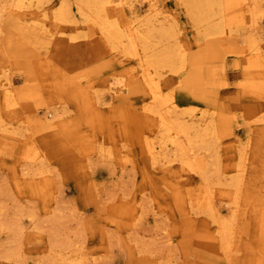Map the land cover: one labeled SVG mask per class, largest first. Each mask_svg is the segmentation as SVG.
Here are the masks:
<instances>
[{
  "label": "rangeland",
  "instance_id": "rangeland-1",
  "mask_svg": "<svg viewBox=\"0 0 264 264\" xmlns=\"http://www.w3.org/2000/svg\"><path fill=\"white\" fill-rule=\"evenodd\" d=\"M19 1L0 0V85L13 95L0 97V264H264V0ZM108 20L129 24L218 215L238 213L230 252ZM112 76L129 88L111 92ZM238 184L235 205L226 186Z\"/></svg>",
  "mask_w": 264,
  "mask_h": 264
},
{
  "label": "bare ground",
  "instance_id": "bare-ground-1",
  "mask_svg": "<svg viewBox=\"0 0 264 264\" xmlns=\"http://www.w3.org/2000/svg\"><path fill=\"white\" fill-rule=\"evenodd\" d=\"M148 2V5L149 6H155L156 5V2L155 0H145ZM98 2V0L96 1ZM99 2H101V0H99ZM126 3V0H104L103 1V4L106 5L109 9V7H116L119 9V7L122 9L124 8V5ZM224 3V2H223ZM240 3V1H237V3L235 2H232L230 3L231 7H235L237 6L238 4ZM15 2L13 3V6H14ZM19 4L20 6H24L26 5L25 4V1H19ZM99 4V3H98ZM96 4V5H98ZM102 4V3H101ZM222 6V5H221ZM6 7V6H5ZM65 7V5H64ZM8 8V7H7ZM101 8V7H100ZM230 8V7H229ZM16 9V8H15ZM20 8H18L19 10ZM25 9V8H23ZM105 9V8H104ZM263 9V8H262ZM103 10V9H102ZM124 10V9H123ZM236 11V10H235ZM252 15L253 16H256L254 15L255 12H256V5H254L253 7V10H252ZM264 11V10H263ZM116 13V12H115ZM119 13V12H118ZM258 13V12H257ZM85 14V13H84ZM59 15V14H58ZM231 15V14H230ZM251 15V16H252ZM235 15V12H234V15L233 16H230L231 19L234 18ZM252 16V17H253ZM99 17V16H98ZM103 17V16H102ZM112 17V16H111ZM120 17V16H119ZM100 18V17H99ZM229 18V17H228ZM262 18V17H261ZM97 19V18H96ZM230 19V18H229ZM236 19V18H235ZM244 19V18H243ZM254 20V18H252ZM65 20V19H64ZM90 20V19H88ZM251 20V18H250ZM257 20V19H256ZM60 21V20H59ZM94 21V20H93ZM100 21V20H99ZM109 21V20H108ZM252 21V20H251ZM249 21V22H251ZM258 21V20H257ZM103 22V21H102ZM100 23L99 22V25L102 27V30H103V33L105 34L104 37L108 40V41H111V42H115L117 43L118 45L120 43L123 42V38L127 37L131 40V45L130 46H126V50H128V52L130 54H132L134 57H137L139 59V61L142 63V66H143V80L144 82L147 84V86L149 87L150 89V92L152 93V99L154 101V103L156 104L157 108H156V111L158 112L160 118L162 121H160V123L162 122V126L165 131V133L168 135V137L171 139V141L174 142V145L176 144V146H178V149L180 151V155H181V160L183 161V165L184 166H187L188 167V170L189 168L193 171H195V173H199L198 175H202L203 179H204V184L202 187L199 188V190L195 191V193L192 194V196L194 197L193 201L194 203H196L195 206H200V207H203L205 209H207V211L209 212L210 216L214 219L213 221L216 223L217 225V229H215L216 231H218V235L220 236V239H221V244H222V248L226 251V253L230 252L233 248V245L235 243V241L237 240V234L238 232L242 229L241 225H240V220H239V216H238V213L237 212H233L232 213V216L228 219V218H223L221 219V216L218 215L219 213L216 212V208H214L213 206V200H212V191H211V188H210V181L208 178H205L203 176L204 173H201V169H202V164L203 163V158L201 157H198L197 155H192L191 152H194V148L193 146H188L186 144H184V142L182 141L181 139V134L183 133L184 134V128L180 127L179 125H175L176 122L175 121H172V120H169L168 116H166V111L168 112V110H166L164 112V109H163V105H164V101H163V98H162V95L160 93V91L158 90V86L156 84V87L157 89H155L153 87V84H152V78H153V74L151 73L150 69L146 66V62L145 60L147 61V59H143L142 57V53L139 49V46H138V40L135 41L133 38V35H132V32L131 30L129 29V24L128 25H125L124 29H122L120 27V24L118 21H109V23L107 24H104L103 23ZM247 22V21H246ZM97 23V22H96ZM252 23V22H251ZM250 23V24H251ZM259 23V22H258ZM252 25V24H251ZM257 25V23H256ZM250 26V25H249ZM254 26V24L252 25V27ZM261 26V25H260ZM255 27V26H254ZM256 28V27H255ZM259 28V27H258ZM98 29V28H97ZM133 31V30H132ZM256 31H259V30H256ZM261 31V30H260ZM160 32V31H159ZM98 33V32H97ZM260 34V33H259ZM161 35V34H160ZM255 31H254V35H253V40H254V43L256 46L259 45V38L255 36ZM136 36V35H135ZM147 37V36H146ZM139 38V36H138ZM252 38V37H250ZM141 38H139L140 40ZM147 39V38H146ZM262 39H263V36H262ZM251 40V39H250ZM147 41V40H146ZM252 41V40H251ZM142 42V41H141ZM145 42V41H144ZM143 42V43H144ZM148 42V41H147ZM154 46V45H153ZM146 47V46H145ZM152 47V46H151ZM253 47V45H252ZM125 50V48H122V50ZM152 49V48H151ZM257 50H259V47L256 48ZM125 50V51H126ZM149 50V48H148ZM255 50V49H254ZM253 50V51H254ZM147 51V50H146ZM263 51V50H262ZM257 52L253 54V56L258 55V56H262L263 55V52ZM127 52V51H126ZM127 54H125L126 56ZM131 55V56H132ZM170 55V54H169ZM148 56V55H147ZM164 56V55H163ZM166 56V55H165ZM168 56V55H167ZM170 59V58H169ZM168 60V59H167ZM169 61V60H168ZM139 62V63H140ZM160 66V65H159ZM153 68V67H152ZM156 74V73H155ZM116 76V75H115ZM115 76H112V79L110 81V84H111V87H110V90L111 92L114 91V88L117 87L118 89H120L119 91H122L124 89H128L129 88V83H122L121 82H118L116 81L115 79ZM119 76V75H118ZM152 77V78H151ZM127 78V77H126ZM10 80V79H9ZM118 80H121V79H118ZM156 80V79H154ZM156 82V81H155ZM154 82V83H155ZM159 82V81H158ZM155 85V84H154ZM12 82H5L3 85H0V97L4 95V97H6V101H11L12 102V98H13V95H12ZM117 89V90H118ZM107 90V89H106ZM115 89V91H117ZM2 99V98H0ZM165 100V99H164ZM167 100V98H166ZM169 101V99H168ZM172 104V102H171ZM10 105V104H9ZM167 107V105H166ZM174 108V107H173ZM166 109V108H165ZM153 111V109H152ZM173 112V111H172ZM171 112V113H172ZM169 113V112H168ZM152 114V113H151ZM149 114V117L150 115ZM155 114V113H154ZM153 114V115H154ZM173 118V117H172ZM179 118V117H178ZM147 120V119H146ZM150 120V119H148ZM155 120V119H154ZM159 119H156L155 121H158ZM178 120V119H177ZM153 121V120H152ZM212 122V121H211ZM150 124V123H149ZM153 124H154V121H153ZM209 125V124H208ZM152 126V125H151ZM154 126V125H153ZM184 126V125H183ZM207 126V125H206ZM214 126V125H213ZM216 126V125H215ZM155 127V126H154ZM198 128V126H197ZM196 128V129H197ZM160 129H161V126H160ZM200 129V128H199ZM207 129V128H206ZM211 130V128H208ZM207 129V130H208ZM214 129V128H213ZM202 130V129H200ZM199 130V131H200ZM198 131V132H199ZM153 132V131H152ZM187 132V131H186ZM194 132V131H193ZM207 132V131H206ZM163 133V132H162ZM211 133V132H210ZM213 133V131H212ZM182 134V135H183ZM202 134V133H201ZM200 134V135H201ZM210 135V134H209ZM209 135H206V136H209ZM212 135V134H211ZM215 135V134H214ZM191 136V135H190ZM195 136V135H194ZM202 136V135H201ZM200 136V137H201ZM205 136V135H204ZM213 136V135H212ZM189 138V137H188ZM198 138V137H197ZM196 138V139H197ZM204 138V137H203ZM208 138V137H207ZM206 138V139H207ZM150 139V138H149ZM205 139V138H204ZM151 140V139H150ZM163 140V139H161ZM160 140V141H161ZM200 140H202V143H199V145H205V142L203 141L202 137L200 138ZM211 140V139H210ZM208 141V140H207ZM170 142V141H169ZM190 142V141H189ZM201 142V141H199ZM164 143V142H163ZM168 143V141H167ZM210 143V142H209ZM195 144V143H194ZM211 144V143H210ZM148 145H149V150H150V153L152 155H154V144L152 143H149L148 142ZM160 145V144H159ZM163 145V144H162ZM209 145V144H208ZM163 146H166L163 145ZM164 148V147H163ZM204 148V147H203ZM209 148V147H208ZM200 149V148H199ZM197 150V149H196ZM208 150V149H207ZM109 151V150H108ZM32 155V154H31ZM185 168V167H184ZM186 169V168H185ZM204 170V169H203ZM242 171V170H241ZM204 172V171H203ZM205 175V174H204ZM237 179V178H236ZM203 181V180H202ZM240 181V180H239ZM233 182V181H232ZM235 182V181H234ZM213 183V182H212ZM238 183V182H237ZM225 184V182H224ZM243 184V183H242ZM232 185V183H231ZM214 187V184L212 185ZM233 186V185H232ZM235 186V185H234ZM239 187L240 185L238 184V186L236 185V187L233 189H228V187L226 186V192L228 195H232L233 196V199H234V203L235 205H238V197H239V194L238 192L240 191L239 190ZM230 188V187H229ZM232 188V187H231ZM197 189V188H196ZM235 191V192H234ZM234 194V195H233ZM190 195V193H189ZM231 198V197H230ZM193 203V204H194ZM204 205V206H203ZM238 207V206H237ZM218 211V210H217ZM241 228V229H240ZM235 246V245H234ZM58 252V251H57ZM56 252V253H57ZM69 253V251H68ZM57 256V255H56ZM68 256H71V259L70 260H75L73 255L71 254V252L68 254ZM69 258V257H68ZM73 262V261H72ZM76 262V261H74ZM78 262V261H77ZM76 262V263H77Z\"/></svg>",
  "mask_w": 264,
  "mask_h": 264
}]
</instances>
